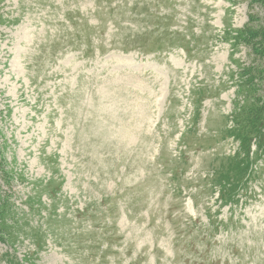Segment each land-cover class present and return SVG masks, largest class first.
<instances>
[{
  "label": "rangeland",
  "instance_id": "374dc122",
  "mask_svg": "<svg viewBox=\"0 0 264 264\" xmlns=\"http://www.w3.org/2000/svg\"><path fill=\"white\" fill-rule=\"evenodd\" d=\"M246 26L264 5L0 0V264H264Z\"/></svg>",
  "mask_w": 264,
  "mask_h": 264
},
{
  "label": "trees",
  "instance_id": "16d2710c",
  "mask_svg": "<svg viewBox=\"0 0 264 264\" xmlns=\"http://www.w3.org/2000/svg\"><path fill=\"white\" fill-rule=\"evenodd\" d=\"M253 1L259 2L260 4L264 5V0H253ZM242 32L244 33L243 42H245L246 44H249L252 39H258L256 42L253 43L254 45H256V49L254 48L253 51L264 56V27L263 28L258 27L255 29L251 26H246L242 30ZM253 44L250 43V45H253ZM246 73L248 74V77L251 78V81L249 82L251 86L255 85V83L253 82L254 79H258V80L264 79V69L261 67L260 69H255L253 72H251V68H249L248 70L246 69L245 74ZM248 112H249V118L254 117V120L252 121V123L258 118V130L255 129L253 131V134H254L253 137L256 139V142L259 146L258 148H260L261 145L264 147V108L253 107ZM246 136L247 134H245L242 141H246L244 140ZM239 151L243 154V157L238 156L237 153H235L232 157H230L236 163L235 165H233V168H236V171L242 170L239 173H237L239 175L234 176L232 179V183L235 181L237 187L242 182V177L240 173H243L245 170L247 171V169L250 170V165H251V161L249 160V148L246 147V144H243L241 142L238 152ZM1 164H2V159L0 158V165ZM225 183L229 185V182H225ZM233 194L234 193L228 194V199ZM4 202H5V198L0 197V222H1L0 223V233H1V230H3L2 221H3L5 209H3L2 206Z\"/></svg>",
  "mask_w": 264,
  "mask_h": 264
}]
</instances>
